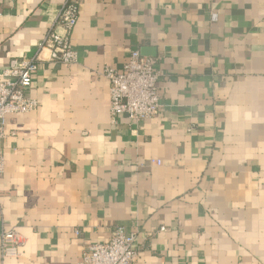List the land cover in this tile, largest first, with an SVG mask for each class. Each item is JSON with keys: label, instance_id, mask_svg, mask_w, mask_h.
Instances as JSON below:
<instances>
[{"label": "crops", "instance_id": "0c3cea01", "mask_svg": "<svg viewBox=\"0 0 264 264\" xmlns=\"http://www.w3.org/2000/svg\"><path fill=\"white\" fill-rule=\"evenodd\" d=\"M63 1L0 0V73ZM69 40L76 62L44 52L37 107L5 117L0 233L22 247L0 264H79L118 225L136 264H264V0H78ZM132 50L156 59L162 106L112 119L102 72Z\"/></svg>", "mask_w": 264, "mask_h": 264}, {"label": "built area", "instance_id": "2783aa9c", "mask_svg": "<svg viewBox=\"0 0 264 264\" xmlns=\"http://www.w3.org/2000/svg\"><path fill=\"white\" fill-rule=\"evenodd\" d=\"M78 0H64L47 32L37 44L34 54L23 60L11 59L0 73V139L10 133L5 129V117L33 110L38 103L28 95L32 74L42 54L46 59L63 64L76 62V52L70 44V34L77 23ZM216 19V14H211ZM103 75L109 81V113L112 119L125 115L139 121L154 117L161 108L158 82L162 72L156 59L132 50L120 68L106 67ZM159 164L160 161L156 160ZM4 171V157L0 152V175ZM136 230L127 231L115 226L108 241L92 243L84 249L79 264H136L138 252L134 248ZM22 241L15 230L0 233V257H19Z\"/></svg>", "mask_w": 264, "mask_h": 264}]
</instances>
